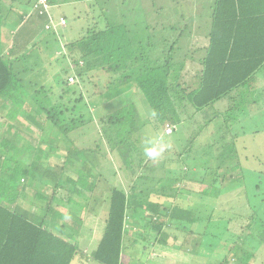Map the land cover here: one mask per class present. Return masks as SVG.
Listing matches in <instances>:
<instances>
[{
    "label": "trees",
    "instance_id": "1",
    "mask_svg": "<svg viewBox=\"0 0 264 264\" xmlns=\"http://www.w3.org/2000/svg\"><path fill=\"white\" fill-rule=\"evenodd\" d=\"M33 1L0 0V97L17 104L28 124H35L37 128L49 124V130L56 128L67 142L52 144L48 134L20 144L23 138L14 139L19 133L17 127L7 124L8 130L14 128V134L12 137L4 134L0 139V180L17 192L5 199L0 190V264H85V260L99 264H132L131 260L124 261L129 241L130 246L146 239L155 240L154 246L170 247L174 244L166 234L177 240L180 238L177 231L183 235H200L201 241L209 244V240H216L217 234L209 230L214 226L212 218L221 217L219 211L207 213L201 206L179 204V196L184 191L178 184L179 177L163 175V167L173 160L165 159L159 170L161 175L156 176V167L148 164L143 153L136 154L143 151L137 134L133 142H128L124 135L111 143L110 132L117 130L116 126L122 130L139 117L138 120L148 118L156 136L172 133L175 136L181 125L191 122L195 127L182 152L185 151L184 156L200 153L193 159H197L195 166L200 168L201 182H206L204 177L214 166V157L221 158L232 152L231 160L236 159L237 144L248 143L241 136L245 133L241 126L245 107L259 106L254 92L264 91L261 85L264 80L259 84V73L264 69V0H210V4H194L199 0H142L149 14L142 18L136 16L134 21L130 13L121 10L129 0H117L115 4H100L111 0H78L88 6L83 10L92 25H87L85 30L79 27L78 36L63 44L61 39L69 27L67 16L54 13L55 0H49L47 9L35 6ZM183 1L197 8L187 23L184 22ZM132 6L136 9L135 4ZM168 10L171 11L166 13ZM193 17L200 21L193 22ZM4 26L9 28L5 39L1 35L5 33ZM156 30L160 34L157 37ZM190 33L200 34L206 41L197 40L195 50H188L186 57L181 50L182 37H189ZM47 52L50 58L43 61L45 69L35 68L36 76L44 75L47 82L38 85L31 96L36 102L40 96H45L50 103H37L32 111L28 105L22 109L20 91L27 92V87L20 76L27 75L31 68L28 64L38 65L39 57ZM194 54L196 57H192ZM185 58L196 63L190 72L184 70ZM65 62L71 66L60 68ZM102 73L108 76H104L102 87H97L96 99L86 100L80 85H68V78L75 76L85 81L83 85L92 82L96 87L94 81L102 78H99ZM28 83L32 84L30 80ZM71 89L72 93L68 94ZM94 118L102 125L99 133L107 139L109 150L102 148L100 137L94 149H79L70 140V131L91 123ZM166 125L172 128L168 134ZM209 125L213 127L212 132L201 135ZM218 143L220 152L215 148ZM45 146L49 152L58 154L56 163L42 156ZM102 149L118 151L120 157H124L121 162L131 185L126 191L110 184L96 244L84 250L78 239L84 222L81 213L101 178L92 159ZM76 156L81 157L82 162ZM60 159L62 163H58ZM66 169L75 177L67 174ZM184 172L186 175L188 171ZM148 176L156 179L154 189L136 183ZM211 180L212 184L216 182ZM29 181H33V186L28 187L35 188L36 197L45 200V205L40 206L41 212L31 199H26L25 186ZM44 182L53 185L51 194L43 191ZM153 195L160 201H151ZM194 195L201 201L208 199L200 193ZM54 198L66 203L60 209L62 216L49 209ZM161 207L164 215L159 211ZM253 215L257 216L255 211ZM131 217L135 221L132 224L128 220ZM229 220L225 219L228 224ZM136 221L142 223V231L136 234L143 239L132 235L131 228ZM218 221L224 220L218 218ZM225 238L227 246L230 242ZM239 239L235 236L230 241L236 246Z\"/></svg>",
    "mask_w": 264,
    "mask_h": 264
},
{
    "label": "rangeland",
    "instance_id": "2",
    "mask_svg": "<svg viewBox=\"0 0 264 264\" xmlns=\"http://www.w3.org/2000/svg\"><path fill=\"white\" fill-rule=\"evenodd\" d=\"M115 3H117V0H114V2L112 0L102 1V3L100 4ZM132 4L136 5V9H132ZM198 4H202V1L199 0ZM81 6L82 9L88 7L86 4H83ZM139 8H143V10ZM63 9L64 13H66L69 27L67 28V32L65 34L66 36L61 39L62 44L67 42L68 39H71V37H77L79 34L80 26L81 29L83 28L85 30L87 28V25L90 26L89 24H91L87 20L86 14H83L80 19L76 15L71 14L78 12L75 11L79 10L78 6L74 10L72 5L71 7H69L68 4H66L65 6H63L62 10ZM121 10L122 12L125 11V13H130V17L133 21L135 20L136 16L142 18V15L146 16V14H149V12L146 11L147 8H144L143 6L142 0L127 1V3L124 4ZM139 11H141V13ZM170 11L171 10H168L166 11V13ZM97 12L100 13V11ZM159 22H161V20H159ZM98 27L102 26L98 25ZM71 28L72 32L70 33V31L68 30H71ZM134 28L138 29V26L135 25ZM4 30L5 33L3 32L1 35L5 39L9 28L7 26H4ZM154 34L156 37L160 35L158 30H156V33ZM56 53L60 54L58 49H56ZM49 58L50 57L48 56L47 52L45 55L39 57L38 65L30 62L28 65L31 68L28 74H22L20 76L25 80V86L27 87V92L25 90L24 92L20 91L22 93L20 94L22 96V98H20V103L23 106L21 107L22 109L26 107V105H28L32 111V108H37L38 104L46 105L50 103L49 99L45 96H40L37 99V101L39 102H36L31 96V93L33 94V92L38 88V85H42L43 82H47L44 75V78L40 75H38L39 77L36 76L35 68L41 67L45 69L43 61L44 59L47 60ZM70 66L71 65H69L67 62L59 65L60 68H69ZM262 70L263 71H260L259 73V84L264 80V69ZM104 76L106 78L108 74L104 75V73H102L99 76V78H102H100L98 81H94L96 82V87H93L92 82L83 85L85 81L83 82L81 79L75 76L72 77L71 80L70 78H68V82L70 83L68 85L78 84L81 86L80 88L82 90V94L86 100L92 98L96 99L97 97L95 92L97 91V87H102ZM29 80L32 82V84L28 83ZM261 85L264 89V84ZM71 93L72 89L68 94ZM254 98L255 100H257V104L259 103V106H256L255 108H253L252 105L245 107L246 112L242 115L241 120V126L243 127V130H245V136L243 139L247 140L248 143H245L243 146H237L236 152L238 156H236V159L234 160H231V158H233L234 156L232 152L225 153V156L221 158L217 156L218 158L216 157V159L214 157L213 161L215 164L211 169L208 170V174L204 177L206 182L200 181V177H198L200 168L195 166V164L197 163V159H193L195 155H198L200 153L193 152L185 155V157V151L182 152L183 149L187 146L188 137L195 127V125H193L191 122L186 121L184 125H181L182 127L178 128L175 136H173V133L167 136H156L155 131L152 128V124H148V118L138 120L139 117L136 118L133 123L128 122L125 127H121L122 130L118 126H116L117 130L110 132V135L112 137L111 143H113L114 140L116 141L121 139L124 135H126V137L128 138V142H133V139L137 134L139 140L142 142V145L140 147L143 151H138L136 154L138 156H141V153H143L145 159L148 160V164L150 166L156 167V176L161 175L159 173V170L162 167L165 159L171 158L169 160H173L171 163H169L168 166L163 167V169H165V173L163 175H167L169 177L172 176L171 178H175L176 176L179 177L178 184L184 187V191L182 192V195L179 196L178 200L181 206L183 204L185 206L192 205L194 208H198L199 206H201L200 208L207 213H213L214 211L218 213L219 211L218 216H221L212 218V224L214 226H212L211 229L208 230L209 233L217 234V237L214 241L209 240L210 244L206 240L201 241L203 238L200 237V235H183L180 231H177L178 234H180V238H177V240H174V238H172L170 234H166L168 240L172 242V244H174L170 247L160 248L153 245L155 240L147 241L146 239L139 240L136 245L130 246L131 242L129 241L126 242L127 247L124 250V261L126 263L131 260L133 261L132 264H209L210 262H213L214 264L215 262L217 264H220L221 261V264H264V202L257 200V198L260 197L262 201H264V145L260 146L263 152L259 153V147L255 142V139L257 137L255 139L254 137L252 138V134L250 133V131H255V129L258 128L260 132H262L264 129V91L258 89L257 92H254ZM150 119L154 121V119ZM8 123H11L17 127L19 133L17 136H14V139L23 138L22 143L20 141V144H23L26 141L28 142L32 139H38L39 137H47L48 134H50V142L52 144L55 143L57 145H63L64 142H67L64 139L62 140V136L59 130H57L56 128L49 130V124H43L44 121H42V119L40 120V123L43 124V127L37 128L35 124H28L29 122L26 120V117L20 111L17 104L15 105V103L11 102V100L0 97V139L3 138L4 134L8 135L9 137L13 136L14 128L8 130ZM101 126L102 125L100 121H98L97 118H94L91 123L89 122L88 124L80 125L78 129L70 131V140H73V145L78 147L79 149H94L95 141L98 139V137H100L101 141L99 142H101L102 148L109 150L110 146L109 143L106 142L107 139H105L104 135H101L99 133ZM125 128H127L128 131L125 130ZM206 130H208V132ZM206 130L203 129L200 134H204L203 136H205L207 135V133H211L212 126L209 125ZM121 131H123L124 133H121ZM151 135L153 136L151 137ZM70 140L68 141V143L70 142ZM219 144L220 143H218L217 147L215 148H217V150L220 152L221 148ZM69 145H72V143H70ZM244 146L246 147L244 148ZM41 147H37V150L41 149ZM43 148L45 151V155L43 154L42 156H44L46 159L48 157L50 161H54L56 163L58 154L49 152L46 146ZM103 149L100 152H97L98 154L95 153L96 157L92 159L94 165H96V167L98 166V171L101 173V178H99L97 181V187L92 193L91 199L87 203H85L86 208L85 213L83 214V227L78 237L79 242L84 250L91 246V244H96L95 239L97 238L98 232L101 231V227L103 226V206L108 197L110 184L122 187L126 191L131 185L128 172L121 162L124 157H120V153L118 151L114 150L113 152H104ZM179 152L182 153L176 157L175 155H177ZM90 155H93V153H91ZM62 156L64 157V155ZM76 159L82 162L81 157L76 156ZM58 163H62L61 159ZM203 166L205 168L204 164ZM136 169L137 174H140L139 168ZM201 170L203 169L201 168ZM184 171H188L186 172V175H184ZM253 171H255L256 174H259V172H261L262 174L261 178L257 179L256 183H259V187L258 189L255 188V190V180H253L254 175L252 173ZM65 172L75 177V174L71 170L66 169ZM148 175H151V173H148ZM213 175H215L214 178ZM211 178L215 179L216 182H214V184L211 183ZM20 182L24 183L23 179H20ZM32 182L33 181H29V183H27L25 186V190L27 192L26 199H31L33 205H35L37 209H40L41 212L43 211V209L40 206L45 205V200L36 197L35 188L28 187L32 185ZM155 182L156 179L154 177L148 176L147 179L143 178L141 180H137L136 183H138V185L141 187L144 186V188H153ZM42 185H44L42 186L44 192H48L49 194L52 193L53 185L51 183L44 182L42 183ZM0 190L1 192L3 191V194L1 195H3L2 197H4L5 199L8 198V194H15V192H17L11 191V189L8 188V185L4 184V182H2L1 180ZM148 190L143 191L147 192ZM194 193H200L204 196H207L208 199L201 201L194 195ZM151 197L150 200L153 202H157V200L160 201L159 199H156L154 195ZM169 200L171 201V203L173 202L172 198H170ZM61 206H66L65 201H62L59 198H54L52 200V203L50 204L49 209L51 212L53 211L58 216H62L63 214L60 210L62 208ZM143 208H145V204L143 205ZM258 208L261 211V216H258V213L256 212L259 211ZM159 211L162 215H164L163 213H165V210H163V207H161ZM254 211L256 212L258 217L256 215H253ZM147 214H149V212ZM254 216H256V219L254 218ZM132 217L128 219L129 222L131 221L130 224L135 222L134 220H132ZM156 218H159V216L156 215ZM218 218H222L224 221H218ZM224 218L226 220L230 219L229 224L227 221H225ZM194 226L195 225H193V227ZM131 229L133 232V236L137 237L138 239H143L142 235L136 234V231L141 232L143 229L141 222L136 221V223L132 225ZM235 236H239L240 239L238 240V244L236 246H233L234 242L231 241L235 239ZM225 237L229 238L230 242L227 246V239ZM210 238L211 237L209 234V239ZM232 246L233 248L231 249ZM227 248L232 251L227 250ZM217 258H219L220 260H218ZM211 259H213L214 261H212ZM85 264L99 263H97L95 260H89Z\"/></svg>",
    "mask_w": 264,
    "mask_h": 264
},
{
    "label": "crops",
    "instance_id": "3",
    "mask_svg": "<svg viewBox=\"0 0 264 264\" xmlns=\"http://www.w3.org/2000/svg\"><path fill=\"white\" fill-rule=\"evenodd\" d=\"M67 1V2H66ZM129 1H132V0H129ZM200 1H202V4H210L209 2H208V0H200ZM210 1V0H209ZM57 2H59V3H57ZM80 1H78V0H55V2H54V7L56 8L55 10H53L54 11V13H56L57 15H61V16H66V13H64V9L62 10V8H63V6H65L66 4H68V6L69 7H71V5L73 6V8H74V10L76 9V7L78 6V8H79V10H75V11H78V12H75V13H71L72 15H76L79 19L81 18V16L83 15V14H86V13H84L85 11L82 9V6L81 5H83L82 4V2H80ZM181 4H183V10H184V13L186 14V18H185V20H184V22L185 23H187V22H189L190 21V15H192L193 13H194V10H196L197 8L195 7V6H192V4H191V2L190 3H185L184 1L181 3ZM194 4H198V3H194ZM192 6V7H191ZM53 7V8H54ZM191 9V11H190V13H189V10ZM200 9H202V6L200 7V8H198V10L199 11H201ZM62 10V11H61ZM190 17V18H189ZM192 21L193 22H199L200 20H199V18H195V17H193L192 18ZM81 27V26H80ZM68 31H70V33L72 32V28H71V30H68ZM67 32V31H66ZM195 36H197V37H195ZM176 37V36H175ZM183 38V41L184 42H182V45H183V49L181 48V50H183V52L185 53L183 56H189V54L187 53V51L188 50H191L192 48H193V50H195V45H196V41L198 40V41H202V42H205L206 41V39H205V37H203L202 35H200V34H193V33H190V36L189 37H182ZM194 42H195V44H194ZM192 57H196V54H194ZM196 65V63L193 61H191L190 60V58L188 59V58H185V71H192V69H193V67ZM209 127V126H208ZM207 127V128H208ZM213 128V127H212ZM205 130H206V128H205ZM207 132H208V130H206ZM250 133L252 134V138L254 137V139H255V142H256V145L259 147V153H262L263 151H262V149H261V147L260 146H262V145H264V137H263V134H264V129H263V131L262 132H260L258 129H255V131H250ZM263 133V134H262ZM209 133H207V135H208ZM204 135V134H203ZM242 137H244L245 136V133L244 134H242L241 135ZM245 143H243V144H237L238 146L239 145H241V146H243ZM246 146H244V148H245ZM253 173V175H254V178H253V180H255V183H254V181H253V183H254V190H255V188L256 189H258V187H257V185H259V183L257 184L256 182H257V179H260L261 178V175L260 174H256L255 173V171H253L252 172ZM258 175H260V176H258ZM5 184H7V183H5ZM8 185V184H7ZM257 194V193H256ZM248 197V196H247ZM246 197V198H247ZM9 198H12V194L10 193V194H8V198L7 199H9ZM245 198V199H246ZM91 199V198H90ZM257 200H260L261 202H264V201H262V199L259 197V198H257ZM264 200V199H263ZM88 202V201H87ZM87 202H85V203H87ZM84 205V210L82 211V213H81V216L83 217V221H84V213H85V208H86V204H83ZM258 210L259 211H256L257 213H258V216L260 215H262L261 214V211H260V209L258 208ZM79 237V236H78ZM79 239V238H78ZM86 262H88L87 260H85ZM84 261V262H85ZM85 262V263H86Z\"/></svg>",
    "mask_w": 264,
    "mask_h": 264
},
{
    "label": "built area",
    "instance_id": "4",
    "mask_svg": "<svg viewBox=\"0 0 264 264\" xmlns=\"http://www.w3.org/2000/svg\"><path fill=\"white\" fill-rule=\"evenodd\" d=\"M33 4L35 6H41L42 8L47 9L49 7V0H34ZM61 23L64 24L65 21L62 19ZM171 129H172L171 126L166 125L165 132L168 134L171 132Z\"/></svg>",
    "mask_w": 264,
    "mask_h": 264
}]
</instances>
